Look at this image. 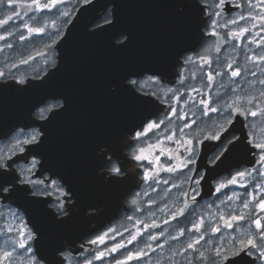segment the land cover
<instances>
[{
  "label": "flooded vegetation",
  "instance_id": "af4514ba",
  "mask_svg": "<svg viewBox=\"0 0 264 264\" xmlns=\"http://www.w3.org/2000/svg\"><path fill=\"white\" fill-rule=\"evenodd\" d=\"M92 1L88 0L85 3V0H61L58 10L41 12L36 20H29L28 16L24 15V6L29 0H14L16 11L21 15L14 17L7 25L0 28V35L7 37L6 40H0V48L3 49L0 51V72L5 74L3 78H0V155L11 156L7 160V163L11 165L7 171L16 175L17 187H25L30 193H40V195H30L29 197L30 200H38L40 203L31 204L29 207L25 205V208L24 202L27 201L4 200L3 197L8 193L0 195V251L7 249V237H15L4 231L13 222L16 224V221H19L20 225L32 231L35 238L33 228L27 222V213L33 219H37L38 226L41 225L40 222L52 221L57 235L61 238L60 244L53 249L61 248L63 250L59 255L62 259L67 257L65 264H83L85 259L92 258L100 250L125 244L126 247L111 255H108L106 251L102 260L94 261V264H115L117 259H124L129 253H135L144 248L145 244H152L154 247L156 244H165L169 234H178L176 231L178 228L191 227V221L197 215H206V218L211 220L214 217L208 213H216L219 209L220 214H223L227 205L222 204L221 199L227 200L228 196L236 195L243 200L246 192L256 196L260 194L253 187L252 179L241 181L248 185L247 188L236 184L229 185L220 193L216 192L218 185L234 177L237 172L253 171L257 168L264 171V166L258 163V150L247 146V132L249 131H253L257 142H264V123L260 119H257L255 124L249 128H245L246 122L243 117L234 120L235 134L240 136L246 145V147L238 149L242 151L241 149L244 148V151L247 152L235 158L236 155L228 165L216 168L221 156L230 145L225 142L220 147L212 148L211 145L220 142L209 141L201 135L202 143L193 141L195 150L191 159L194 162L190 163L188 168H184L183 173L178 172L171 175L163 169L176 164L177 161L170 160L168 157L177 151L185 157L188 156V153L184 152L180 145L166 141L164 137L170 133V130H175V126L182 125L184 121H174L170 129H163V131L157 129L154 132H148L140 140H134V135L146 131V129L137 127L132 132L125 133L121 128L125 120L121 109L124 104L122 87L111 85L109 86L111 90L108 91V84L103 87L91 86V81L88 79L90 71L87 72V78L84 79L83 85L80 78L75 79L76 74H81L79 69L82 67V63L70 60L68 64L59 63L58 42L78 11ZM153 1L134 0V3L140 10L149 7L150 2ZM190 2L193 3V0ZM252 2L256 3L257 0H252ZM197 3L200 7L195 9L199 10L198 17L202 21L201 39L194 50L182 54L180 62L175 67L174 77L164 80L159 78V84H154L149 80L151 74L131 78L143 86L142 90L147 95L142 98L151 103L149 109L152 110L153 106H156L157 109L162 110L158 114L160 119H163L167 111V104L161 99L164 92L169 88L183 87L178 84V78L182 72L188 75L190 72L197 71L196 65L184 64L187 57L192 56L195 59L198 54L204 57L205 61L212 60L213 67H215L218 41L226 30L220 29V36L206 35V32L210 31L208 25L213 19L211 13L216 0H197ZM217 11L223 12V16L217 18L221 23L226 19L238 18L241 14V10L231 4H225L223 9ZM243 11L247 14L248 9L245 7ZM63 13H67V15H61ZM10 14L11 9L5 0L4 5L0 6V20L7 19ZM30 15L35 14L30 13ZM110 20L111 6L101 10L99 17L87 27L94 29L107 24ZM23 23H29L33 27L44 25L47 27L39 35L24 32V35L29 38L20 40ZM256 23L259 24V21ZM243 24L244 22L241 26ZM247 26L251 28L252 35H248L243 40L230 41L228 44L220 45V61L231 62L235 58L237 63L242 65L246 56H251L254 51H259L257 45L250 41L254 39L264 41V30L252 27L251 23ZM8 43L14 47L8 48L6 46ZM233 43L238 46L233 48ZM41 53L44 55H40ZM70 58L77 59V57ZM21 60L29 62L22 64ZM197 63H202V61H197ZM61 66H65V70H72L70 93L67 95L69 108L46 111L41 117L40 109L45 107L46 103H55L50 99L51 97H59L65 104L63 98L55 90L59 88ZM51 70L53 71L52 79L48 77ZM257 72L259 74V69ZM89 78L91 79L90 76ZM18 79L23 80L24 83H17ZM247 80L254 82L256 77L248 75ZM186 83L196 84L197 81H186ZM242 83L245 87L248 86L244 81ZM34 85L37 86L39 94L34 93ZM256 87L260 86L256 85ZM18 89H23V91ZM44 93H52V95ZM135 93L141 95L140 91H135ZM182 99L184 98L182 97ZM176 107L179 109L181 106L177 105ZM56 111L60 113L55 114ZM136 113L134 112V114ZM216 115L212 114V118L215 119ZM156 118L155 116L150 117V119ZM203 119L205 120L204 124L197 121L199 128L208 127V118L204 117ZM7 120L10 122L20 120L21 123L7 128ZM147 122V120L144 121L145 124ZM64 123L68 124L69 139L73 148V151L70 152L79 153L77 156L80 157V160L74 162L71 169L76 171L78 167V170L90 172L83 184L77 183L73 176L69 177V182H65L58 174L51 175L48 170H44L40 166V157L29 151L32 145H20L19 147L24 149L23 152L13 147L17 139H25L34 131L46 132V139L57 140L60 136V124ZM42 125L45 127L41 128ZM193 128L199 131L196 125H193ZM185 131L189 135L195 134L189 129ZM16 133L21 135L17 137ZM144 154H147V160L137 161L133 158L135 155ZM33 159L38 160L39 163L35 169L28 171L32 166ZM148 160H155L158 163L149 164ZM189 168L192 170L191 172L188 171ZM114 169H119V173L114 172ZM157 171L161 182L156 183L143 179L146 174L152 176ZM253 175L255 176V172ZM186 176H190L192 181L199 180V185L186 182ZM121 179L123 181L119 183ZM164 179L169 180V183L164 184ZM26 180H31L33 183H26ZM262 182L264 181L258 177L255 180L257 187ZM174 185H180V187ZM7 187L11 191V185ZM193 188L197 189L195 193L192 191ZM260 191H264V188H261ZM184 192L188 193L187 197L183 195ZM192 195L196 196L195 203L189 199ZM181 200L188 205L189 211L194 207L196 212L193 215H188L187 218L181 216L174 220L172 219L173 212L178 207L185 206ZM13 202L22 203L23 207L18 208ZM229 203L232 207H240V201ZM11 213H14V219L10 216ZM97 215H103L102 220L100 219L103 222L97 228H93L96 223L91 221ZM223 230L220 233L221 239L228 237L231 232V230L226 232ZM105 233H108L105 243L95 245L90 243ZM132 235H136L137 240L128 243ZM153 235L159 237L155 242L150 239ZM72 236H76V238L66 239ZM31 245L35 251L33 241ZM172 246L176 249L181 247L178 242L170 241L165 244L163 249L165 256L170 254ZM53 249L49 248L48 250ZM145 250L151 255L150 264H158L160 259L158 254L161 250L157 249L156 252H152L151 249ZM36 255L40 256L37 253ZM147 260L148 257L142 260L133 258L128 261V264H146ZM176 260L181 261L182 264L183 258L176 257ZM161 264H169V262L164 260ZM254 264H260V262L254 260Z\"/></svg>",
  "mask_w": 264,
  "mask_h": 264
},
{
  "label": "snow or ice",
  "instance_id": "6c2138e0",
  "mask_svg": "<svg viewBox=\"0 0 264 264\" xmlns=\"http://www.w3.org/2000/svg\"><path fill=\"white\" fill-rule=\"evenodd\" d=\"M4 2L5 0H0V6L4 5ZM60 2L61 0H29L24 6V15L28 16L29 20H36L41 12H52L53 9L58 10ZM87 2L88 0H85V3ZM225 4H231L236 9H240L241 14L238 18L226 19L221 23L217 18L222 17L223 12L217 10L223 9ZM7 6L11 9V14L7 19L0 20V28L7 25L14 17L21 15L20 12L16 11L14 0H7ZM96 6L94 4L93 8ZM192 6L194 8L200 7L197 0H193ZM213 7L214 10L211 13L213 19L208 25L210 31L206 32V35L216 37L220 36V29L226 30L218 41L216 49L218 55L215 67H213L214 62L212 60L205 61L204 57L198 54L195 59L192 56L187 57L184 64L196 65L197 71L190 72L188 75H185L184 72L180 74L178 84L183 87L169 88L161 98L162 102L167 104V111L163 119H160L158 115L162 110L156 109V111L150 114V116L157 117L156 119H150L149 116H146L141 121V124L137 125V127L145 128L146 131L133 136L134 140H140L148 132H154L157 129L161 131L163 129H170L174 121H184L182 125L175 126V130H170V133L164 137L166 141L180 145L183 151L188 153V156L185 157L177 151L168 157L170 160L174 159L177 161L176 164L163 169L171 175H175L178 172L183 173V169L188 168V165L194 162L191 159L195 150L193 141L202 143L201 135L209 141L220 142L219 144L211 145L212 148L220 147L227 142L231 147L226 149V151L231 152L233 149L246 147L240 136L235 134V119L243 117L246 122L245 128L253 126L257 119H260L264 123V41L255 39L250 41V43L257 45L259 51H254L253 55L246 56L245 62L242 65L237 63L235 58L231 62L227 60L222 62L219 59L220 45L228 44L230 41L243 40L248 35H252L251 28L247 26L249 23H251L252 27H259L261 30H264V0H257L256 3H253L252 0H216ZM245 7L248 9L247 14L243 11ZM91 10L86 9V11ZM30 13H34L35 15H30ZM61 15H67V13ZM257 21H259V24L256 23ZM108 22L110 23V21ZM242 22H244L243 26H241ZM232 26L236 27L233 28ZM46 27L47 25L33 27L29 23H23L19 39L26 40L29 38L24 35V32L39 35L45 31ZM112 28H114V24H111L110 29ZM9 35H12V33H9ZM6 39V36L0 35V40ZM127 40L128 36L122 34L114 40V44L117 46L116 42H118V47H123ZM6 46L8 48L14 47L11 43H8ZM237 46L235 43L232 44L233 48ZM0 51H3V49L0 48ZM40 55H44V53ZM29 59H32V57H29ZM197 61H202V63H197ZM28 62V60H21L22 64H27ZM257 69H259V74ZM145 72L151 73L149 80L154 84L160 83L159 78L164 73V71L159 69H145L132 72L122 83L123 90L137 103H149V101L142 99V96L147 95V93H144L142 90L143 86L137 80L131 79V77L141 76ZM4 75L3 72H0V78H3ZM248 75L256 77V80L254 82L247 80ZM186 81H197V83L188 84ZM242 81L248 86L245 87ZM16 82L19 84L24 83L21 79H18ZM256 85L260 87L257 88ZM134 89L135 91H140L141 95H136ZM18 90L23 91V89ZM193 93L195 95H192ZM197 97L199 98L197 99ZM50 99L55 101V103H46L45 107L39 111L41 117L46 111L65 109V104L61 102L59 97H51ZM177 105L181 107L178 109ZM59 113V111L55 112V114ZM212 114H217L215 119L212 118ZM204 117L208 118V127L199 128L197 121L200 124H204ZM145 120L148 121L146 124L144 123ZM193 125H196L199 131H196ZM44 127L45 125L41 126V128ZM186 129L192 130L195 134L189 135L185 131ZM20 135V133H16L17 137ZM41 137L43 138L41 139ZM247 138V146L258 150V163L264 166V142H257L253 131L247 132ZM45 139L46 132L34 131L25 139H17L13 147L23 152L24 149L19 147L20 145H33L30 152L40 155L43 159L44 156L41 148L44 145ZM141 151L143 150L141 149ZM161 151H163L162 148ZM10 158V155L8 157L0 155V195L8 193L7 196L3 197L4 199H20L31 204H39L40 201L29 199L30 195H40L39 192L30 193L27 188L16 186V175L7 171L11 167L7 163V160ZM133 158L137 161L148 159L145 155H135ZM38 163V160L33 159L32 166L28 171L35 169ZM148 163H158V161L148 160ZM113 171L117 174L119 173V169H114ZM188 171L191 172L192 170L189 168ZM253 172H255V176ZM257 177L264 181V171H260L259 168L253 171H240L225 183L218 185L216 192L220 193L229 185L239 184L241 187L247 188L248 185L241 183V181L252 179L254 181L253 187L260 194L256 196L253 193L246 192L245 199L243 200L236 195L228 196L227 200L221 199V203L227 205V207L223 214H220L219 209L216 213H208L214 219L209 220L206 218V215L195 216L191 221V227L178 228L176 230L178 234H169L165 244H168L170 241H176L181 245L178 249L172 246L169 255L165 256L163 253L165 244H156L155 247L152 244H145L144 248L135 253H129L124 259H117L115 264H128V261L133 258L142 260L145 257H148L146 264H150L151 255L145 249H151L152 252H156L157 249L161 250L158 254L160 257L158 264H161L164 260H167L169 264H181V261L176 260V257L183 258L182 264H226V262H230V264H253L254 260L259 261L260 264H264V191H260L261 188H264V182L257 187L255 184ZM143 179L156 183L161 182L158 171L152 176L146 174ZM25 182L33 183L31 180H26ZM186 182L195 183L196 185L200 183L199 180L192 181L190 176H186ZM163 183L168 184L169 180L164 179ZM8 185H11V191H9ZM174 186L180 187V185ZM192 191L195 193L197 189L193 188ZM183 195L187 197L188 193L184 192ZM189 199L193 203L196 202L195 195H192ZM231 201H240V207H232L229 203ZM181 203H184L185 206L178 207L173 212L172 219L174 220L181 216L187 218L188 215H193L196 212L194 207L189 211L185 201L181 200ZM222 228L231 230L225 239H221L220 237ZM4 231L14 235L15 239H8L9 247L0 251V264H65L67 257L60 258L59 254L63 251L61 248H55L47 255L41 254L37 257L31 245L34 234L23 225H9ZM232 233L236 234L233 235ZM107 235L108 233H105L96 240L90 241V243L93 245L97 243L103 244ZM150 239L155 242L159 237L153 235ZM136 240L137 236L132 235L128 243ZM124 247H126L125 244H119L110 249L100 250L92 258L85 259L83 264H94V261L102 260L105 257L106 251L108 255H111Z\"/></svg>",
  "mask_w": 264,
  "mask_h": 264
},
{
  "label": "water",
  "instance_id": "95a60500",
  "mask_svg": "<svg viewBox=\"0 0 264 264\" xmlns=\"http://www.w3.org/2000/svg\"><path fill=\"white\" fill-rule=\"evenodd\" d=\"M186 1L154 0L150 2L149 7L138 10L134 0H99V2L93 0L78 11L58 42L59 63L68 64L69 60L82 63V67L79 69L81 74H76L75 79L80 78L83 85L89 71L88 79L91 81V86L100 87L108 84V87L114 85L121 88L123 80L130 73L145 69L164 71L160 77L161 80L173 78L175 67L180 62L182 54L194 50L202 35V21L198 17L199 10L196 11L190 0ZM94 4L97 5L95 8H93ZM109 6H111L110 23L89 29L87 26L99 17V12ZM86 9L92 10L86 11ZM111 24H114L112 29H110ZM122 34L128 36V40L125 41L126 44L123 47H118L119 43H117L115 46L114 40ZM70 57H77V59L72 60ZM65 68V66L60 67L59 88L55 90L63 98L67 109L69 108L67 95L70 93L72 70H65ZM144 74L151 73L145 72ZM52 75L53 71L51 70L48 77L52 79ZM133 77L137 76L131 78ZM50 86H52L51 83ZM110 90L109 87L108 91ZM33 91L35 94H39L36 85L33 86ZM44 94L52 95V93ZM123 95L124 104L121 109L125 120L121 128L125 133H129L141 124L144 117H151L150 114L156 111L157 107L153 106V109L150 110V102L137 103L124 90ZM134 112L137 113L134 114ZM20 123V120L16 122L7 120V128L17 126ZM32 147L33 145L30 146L29 151ZM71 150L73 151L69 139L68 124H60L59 139H45L41 148L44 158L42 159L38 155L40 166L44 170H48L51 175L58 174L65 182H69V177L73 176L77 183L83 184L90 172L78 170V167L76 171L71 169L74 162L80 160V157L77 156L79 153H71ZM241 150L243 152L239 151L238 148L231 152L225 151L216 168L221 165H228L229 161L236 155L235 158L247 152L244 151V148ZM122 181L121 179L119 183ZM13 203L18 208L23 207L22 203ZM25 205L29 207L31 203L24 202V208ZM26 216L28 224L35 233L33 246L36 253L47 255L52 251L48 250L49 248L53 249L60 244L61 238L57 235L55 226L50 220L40 222L41 225L38 226L36 218V220L33 219L27 213ZM102 217L103 215H97L95 219H92L91 222L96 223L93 228L102 224ZM74 238L76 236L66 239ZM226 264H230V262H226Z\"/></svg>",
  "mask_w": 264,
  "mask_h": 264
},
{
  "label": "rangeland",
  "instance_id": "374dc122",
  "mask_svg": "<svg viewBox=\"0 0 264 264\" xmlns=\"http://www.w3.org/2000/svg\"><path fill=\"white\" fill-rule=\"evenodd\" d=\"M145 156L147 154H144ZM10 216L14 219L15 216H14V213H11ZM15 221V220H14ZM11 225H14V226H19L20 225V222L19 221H16V224H14V222L11 224ZM223 230V229H222ZM224 232L226 231H229V229H226V230H223ZM237 231H239V229H237ZM8 239H15V237H7V248L9 247V244H8Z\"/></svg>",
  "mask_w": 264,
  "mask_h": 264
}]
</instances>
